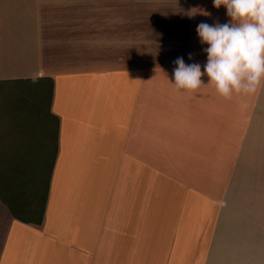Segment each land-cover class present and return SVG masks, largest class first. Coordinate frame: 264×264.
I'll list each match as a JSON object with an SVG mask.
<instances>
[{
  "label": "crops",
  "instance_id": "0c3cea01",
  "mask_svg": "<svg viewBox=\"0 0 264 264\" xmlns=\"http://www.w3.org/2000/svg\"><path fill=\"white\" fill-rule=\"evenodd\" d=\"M103 1L0 0V85H50L25 149L0 121V264H261L245 207L262 203L264 87L226 100L202 76L198 92L178 91L174 62L144 56L177 53L203 72L196 27L228 23L226 8L130 0L143 62L51 73L50 56L94 27L88 7L118 5Z\"/></svg>",
  "mask_w": 264,
  "mask_h": 264
},
{
  "label": "rangeland",
  "instance_id": "374dc122",
  "mask_svg": "<svg viewBox=\"0 0 264 264\" xmlns=\"http://www.w3.org/2000/svg\"><path fill=\"white\" fill-rule=\"evenodd\" d=\"M103 3H110V0L103 1ZM87 16V20L94 18V27L86 32V38L81 35L76 40H72L76 46L70 48L68 53L50 56L59 67V70H54L51 73H61L67 71V68L90 66L94 63L102 68H121L144 61L142 54H130V0H118L117 6L88 7ZM95 30H97V37L93 36L92 31ZM176 54L156 53L153 56H144L150 59L145 61L152 63L174 62L179 57L185 59V56ZM49 102L50 87L47 84L38 87L0 85V121H5V129L9 134L6 140L7 145L17 146V149L26 148L25 144L28 143L26 137L31 136L26 127L35 124L37 114L40 116L47 114ZM12 114L16 115L17 119L19 118L16 125L10 124L9 116ZM41 121L38 120L39 123ZM16 126L21 128L14 129ZM6 169L13 171L12 174L14 173V168ZM21 169L17 168L16 170ZM261 186H263L260 200L262 203L251 205L252 200L249 199L250 204L245 208L250 216L259 220L264 250V175ZM261 264H264V258Z\"/></svg>",
  "mask_w": 264,
  "mask_h": 264
},
{
  "label": "clouds",
  "instance_id": "9594fccd",
  "mask_svg": "<svg viewBox=\"0 0 264 264\" xmlns=\"http://www.w3.org/2000/svg\"><path fill=\"white\" fill-rule=\"evenodd\" d=\"M221 6L228 23L201 22L196 27L200 43L207 45L203 72L200 63L186 64L182 57L174 61L172 84L178 91L198 92L205 85L202 76L226 100L264 87V0H213L214 8Z\"/></svg>",
  "mask_w": 264,
  "mask_h": 264
},
{
  "label": "trees",
  "instance_id": "16d2710c",
  "mask_svg": "<svg viewBox=\"0 0 264 264\" xmlns=\"http://www.w3.org/2000/svg\"><path fill=\"white\" fill-rule=\"evenodd\" d=\"M47 81L50 82L49 79H48ZM49 87H50V85H49ZM47 114H48V111H47ZM50 168H51V167H50ZM48 169H49V168H48ZM38 170H39V172L42 174V173H44L43 171H46V167L39 166ZM47 171H48V170H47Z\"/></svg>",
  "mask_w": 264,
  "mask_h": 264
}]
</instances>
